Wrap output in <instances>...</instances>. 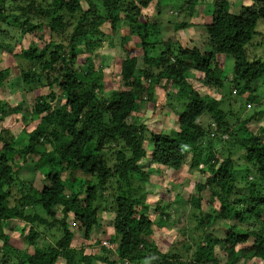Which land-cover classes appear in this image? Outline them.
Returning a JSON list of instances; mask_svg holds the SVG:
<instances>
[{
	"label": "trees",
	"instance_id": "1",
	"mask_svg": "<svg viewBox=\"0 0 264 264\" xmlns=\"http://www.w3.org/2000/svg\"><path fill=\"white\" fill-rule=\"evenodd\" d=\"M154 2L159 5L165 0H0V34L10 20L22 36L41 29L52 35L43 47L21 48L11 57L12 64L16 58L30 64L26 69L17 66L26 92L36 91V85L47 92L34 97L32 121L37 123L26 131L25 143L4 128L5 135L0 136V264H93L95 260L106 264H249L255 258L264 260V128L254 133L245 129L247 122L264 111L247 116L234 128L221 107L223 94H212L223 92L224 80H228L229 94L243 95L264 76V60L251 55L253 38L262 35L257 25L264 21V0L242 4L236 13L230 11L232 0L184 1L189 10L211 8L210 21L202 23L206 46L179 34L191 23H175V37L163 33L164 27L145 13ZM117 30L124 54L118 60L122 87L115 84L106 92L107 68L96 60L102 57L101 51L114 48ZM63 34L65 40L53 38ZM4 43L0 38V51H8L9 57L12 43ZM50 47L53 51L47 53ZM218 55L223 56L219 59ZM225 58L231 59L232 70L222 79ZM12 64L0 70V85L16 67ZM156 85L166 90V96L155 107L167 106L176 115V127L169 130H154L146 122V104L155 103ZM53 86L61 93L58 105ZM174 94L177 103L169 101ZM22 107L23 101L13 106L0 102V122L12 116L20 121ZM203 115L210 117L211 125L203 126ZM244 129L245 135L240 134ZM113 143L120 147L108 157L104 150ZM220 146L226 147L224 157ZM236 147L244 149L243 161L251 167L246 169L249 173L243 176L240 192ZM144 161L149 162L146 170ZM25 164L42 174L46 182L41 189L18 175ZM188 164L205 182L195 183L187 197L199 236L186 262L184 249L189 247L183 235L175 240V247L182 246L175 252L163 251L151 240L154 225L171 219L169 203L155 207L160 217L155 223L149 205L137 199L133 182H151L154 165L177 176ZM157 173L153 176L158 179ZM204 190L209 193L207 199L202 196ZM103 212L112 215L113 233L105 238L116 244L114 260L75 246V231L81 241L93 238L99 243L93 235L96 227L104 231ZM11 220L23 223L21 234L32 247V253L23 258L13 253L12 229L4 228ZM44 238L49 242L43 243ZM100 248L106 253L111 250Z\"/></svg>",
	"mask_w": 264,
	"mask_h": 264
},
{
	"label": "rangeland",
	"instance_id": "2",
	"mask_svg": "<svg viewBox=\"0 0 264 264\" xmlns=\"http://www.w3.org/2000/svg\"><path fill=\"white\" fill-rule=\"evenodd\" d=\"M42 2V0H39ZM48 1V0H47ZM186 0H165V2H162L158 5V3L154 2L152 6H150L147 10H145V13L148 15L150 14V19H156V21L159 22V25L162 28L163 33L168 34L169 36L175 37V23L181 22V23H191L190 26L184 28L183 30H179V34L187 41H191L192 43H195L197 46H206V35H205V28L203 27L202 23H207L211 19L210 12L211 8H208L206 5H204L201 9H199V12L197 9L189 10L187 7L183 4ZM251 0H232L230 11L236 13L239 9V7L243 4H249ZM44 3V2H43ZM159 6L158 8L155 7V5ZM210 7V6H209ZM143 20V19H141ZM10 23V20H6V23L2 25L3 33L0 34V38L2 41L6 43H12V48L10 51V55L8 57L7 52L8 51H0V70L5 68V66L12 64L11 57L14 55L15 52H18L21 48L25 49L27 47H30L32 45H36L39 48L43 47L46 43H48L49 40H52V35L47 30H39L36 33L33 34H26V35H20L18 32V28L14 26L12 23ZM124 28H127L128 23H122ZM257 29L262 31V35L255 36L254 42L251 46V55L259 56L262 60H264V21H260L257 25ZM121 30V29H120ZM120 30H117V32L113 36V42L114 48L101 51L102 57L99 58V60H96V63L101 61L103 62V65L106 66L107 71L105 73V79L107 80V88L106 92H109L111 90L113 85L116 84V87H122L121 82L118 80V68H119V59H121L124 54L121 51V48L119 46L120 41ZM177 34V33H176ZM18 40V42L14 43V39ZM55 40H65V35L62 36H53ZM65 44L68 43L67 41H64ZM189 42V45L192 43ZM4 43V44H6ZM260 43V44H259ZM131 55L134 54V48L132 43L127 44ZM160 49H156L154 53H158ZM53 51V48L50 47L47 51L50 52ZM223 55H218L219 59ZM231 59L225 58L222 65L224 66V69L221 71L220 77L223 79H226V76L229 72L232 70V64ZM138 64L141 66V57H138ZM12 65H16V67L11 69V72L9 73L8 77L4 78L0 85V102H5L11 106L15 105L18 101H23V107L21 111V115H18V119L20 121H14V116L4 118L3 121L0 122V136L5 135L3 132V128L7 129L13 136L17 135L16 139H20L22 143L26 142V131L31 130L34 128L35 124L37 123V120L32 121V119H35V115L32 113V105L35 103V96L36 94H41L47 92L46 88L44 87H37L36 85V91H28L26 92L24 90L23 83L21 82V78L18 74V67L20 69H26L30 66L29 62L24 61L22 59H15L13 61ZM77 65H81V63H77ZM18 66V67H17ZM256 86H252L253 90L248 91L244 93L243 95H238L231 91L229 94V86H231V83L228 82V80H224V86L222 88L221 93H217L214 91L212 94L219 97L223 94V100L221 103V107L227 111L228 113V119L230 125L234 128H238L241 124V121L244 120L247 116L255 115L256 111L263 110L264 111V76L260 78L256 84ZM52 90L56 94V105L59 104L61 99V93L58 91L57 87L53 86ZM173 92V90H170ZM205 91L204 88L200 89V93H203ZM234 93V94H233ZM109 94V93H107ZM166 96V90L163 89L162 86L156 85L155 86V92H154V101L147 102L146 108H145V115L147 117L146 122L150 125L149 127H153L154 130H159L160 128H163L165 130H169L170 128L176 127V115L171 111L170 108L167 106L156 108L155 106H158L162 101L165 100ZM229 97V98H228ZM169 101L177 103V97L175 94L170 97ZM229 101V102H228ZM250 101V102H247ZM231 112V113H230ZM23 116V118H21ZM240 119V120H239ZM239 120V121H238ZM200 121L202 122L203 126L211 125V120L208 115H203L200 118ZM262 126L264 128V115H256L255 118H253L251 121L247 122L245 125V129L248 132H256L258 128ZM211 129V127H210ZM245 129L241 130L239 133L245 135ZM28 133V132H27ZM226 140L229 139L227 135L225 136ZM224 139V136H223ZM1 141H0V147H1ZM219 146V145H218ZM226 146V144H225ZM119 148V144H110L107 148H105L104 151H106V155L108 157L113 156V152L115 151V148ZM221 147V146H220ZM219 147V148H220ZM151 148V145L148 146V149ZM220 151H222L221 156H225L228 153L226 152V147H221ZM232 151V150H231ZM234 157L237 158V164L235 168L237 169V185L238 189L237 191H243L239 190V188H242L244 185L243 183V176L246 173H249L247 171V167L251 169L250 166H248L243 161L244 156V149L241 147L234 148ZM31 158H34V156H31ZM109 162V161H108ZM152 177L151 182L143 183L139 180H134L133 184L136 189V196L137 199L144 204L149 205V214L151 215L152 219L155 221V223L159 220V214L155 211L156 206H163L166 203H169V207L167 211L170 213V221H168L165 225L158 226L154 225V236L152 237V242H154L161 250L171 252H175L178 249H180L182 246L179 244L174 245L175 240L178 239L181 235V237H184L185 240V246H188V249H184V260L188 262L191 259L193 246L195 245V241H197V238L199 236V232H197V222L196 219L193 217L194 210L191 208L190 203L187 201V197L189 194L194 192L193 186L197 182H205V177L196 169V168H190L189 164L185 166V168H181V172L179 175L175 176L173 182V177L171 176V173L169 170H166L165 168L161 166H152ZM158 167V168H157ZM201 167V166H200ZM149 168V162L144 161L143 169ZM157 170H161L160 173L156 172ZM160 174L158 179L153 176L154 174ZM23 179L29 181L34 185L36 188L41 189L42 186L45 184V180L42 178V174L40 171H38L32 164H25L20 169V172L18 174ZM66 176V175H64ZM252 176H249V179ZM18 184L19 182L16 181ZM20 185V184H19ZM208 192L206 190L203 191L202 196L204 199L208 198ZM207 211H210V208L207 207ZM110 212H103L101 214V225L104 228V231L101 227H96L94 230L93 237L96 239H99V243H95L94 239L91 238L86 242L81 241V237H79V232L75 231V246L77 248H80V245L85 250V253L89 254H95V255H105L109 259L114 260L117 258V255L115 251L112 249L116 244L114 245L110 244L106 236H110L113 233V230L111 228L112 226V218H111ZM178 219L180 220V224L175 223L174 221ZM23 223L19 220H11L7 225L4 224V228L6 230L11 231V244H12V250L13 253L16 254L19 258H23L29 254L32 253V247L27 244L26 240L24 239V232L21 234V231H23L24 228ZM27 230V227L25 229V232ZM49 240L47 238H44L43 243H47ZM88 242V243H87ZM102 245L106 247H111L110 252L102 251L100 248ZM186 250V251H185ZM224 262V258H220V263ZM242 261H239L237 264H241ZM61 263V262H60ZM93 264H106L102 262H97L96 260L93 262ZM129 264V263H128ZM249 264H264V260H258L257 258L253 259L251 263Z\"/></svg>",
	"mask_w": 264,
	"mask_h": 264
},
{
	"label": "built area",
	"instance_id": "3",
	"mask_svg": "<svg viewBox=\"0 0 264 264\" xmlns=\"http://www.w3.org/2000/svg\"><path fill=\"white\" fill-rule=\"evenodd\" d=\"M110 244H112V243H110ZM113 245H114V244H112V246H113ZM112 246H111V247L109 246V247H107V248H112ZM112 249L115 250L114 247H113Z\"/></svg>",
	"mask_w": 264,
	"mask_h": 264
},
{
	"label": "clouds",
	"instance_id": "4",
	"mask_svg": "<svg viewBox=\"0 0 264 264\" xmlns=\"http://www.w3.org/2000/svg\"><path fill=\"white\" fill-rule=\"evenodd\" d=\"M234 92V91H233ZM116 247V246H115Z\"/></svg>",
	"mask_w": 264,
	"mask_h": 264
}]
</instances>
